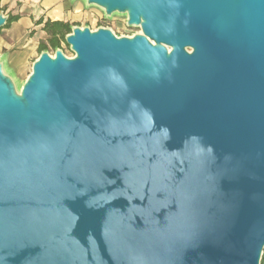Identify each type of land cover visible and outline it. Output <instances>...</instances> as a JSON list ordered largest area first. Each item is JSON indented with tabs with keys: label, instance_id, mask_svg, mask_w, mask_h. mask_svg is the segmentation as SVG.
<instances>
[{
	"label": "water",
	"instance_id": "obj_1",
	"mask_svg": "<svg viewBox=\"0 0 264 264\" xmlns=\"http://www.w3.org/2000/svg\"><path fill=\"white\" fill-rule=\"evenodd\" d=\"M82 1L141 33L0 57V264H262L264 0Z\"/></svg>",
	"mask_w": 264,
	"mask_h": 264
},
{
	"label": "crops",
	"instance_id": "obj_2",
	"mask_svg": "<svg viewBox=\"0 0 264 264\" xmlns=\"http://www.w3.org/2000/svg\"><path fill=\"white\" fill-rule=\"evenodd\" d=\"M1 10L19 16L0 32V57L13 51L9 62L13 68L37 59L40 43L48 44L52 38L46 30L48 23L74 26L87 16L82 0H0Z\"/></svg>",
	"mask_w": 264,
	"mask_h": 264
},
{
	"label": "rangeland",
	"instance_id": "obj_3",
	"mask_svg": "<svg viewBox=\"0 0 264 264\" xmlns=\"http://www.w3.org/2000/svg\"><path fill=\"white\" fill-rule=\"evenodd\" d=\"M78 26L81 28L88 27L91 30L95 31L99 28H107L112 30L115 35L117 36H133L136 34L141 33V29L139 27H129L127 25V16L124 14H114L111 17H105L104 12L97 7H91L87 9V16H85V19L78 21L74 24L73 27ZM2 31V30H1ZM61 49L64 52V54L68 58L74 57V54L72 53L71 49L66 43L61 44ZM55 50L52 48L49 49V53L51 55H54ZM15 53L12 52H5L3 56H6V62H7V70L10 74H13V80L17 86L18 89H21V87L24 85V83L29 78L31 72H32V66L36 59L31 60L29 64H24L23 66H17L12 67L10 66V59L11 55H14ZM40 56V53L38 52V57ZM37 57V58H38Z\"/></svg>",
	"mask_w": 264,
	"mask_h": 264
},
{
	"label": "trees",
	"instance_id": "obj_4",
	"mask_svg": "<svg viewBox=\"0 0 264 264\" xmlns=\"http://www.w3.org/2000/svg\"><path fill=\"white\" fill-rule=\"evenodd\" d=\"M4 11V10H1ZM10 16L9 23L17 21L19 16ZM72 26L70 24H64L60 22L48 23L46 25V30L52 36V38L48 41V44L41 42L39 46V53L43 51H49L50 48L56 50L57 48H61V44L65 43L66 36L71 33ZM264 264V258L262 261Z\"/></svg>",
	"mask_w": 264,
	"mask_h": 264
}]
</instances>
